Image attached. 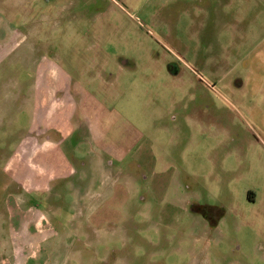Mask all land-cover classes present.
Masks as SVG:
<instances>
[{
  "label": "rangeland",
  "instance_id": "obj_1",
  "mask_svg": "<svg viewBox=\"0 0 264 264\" xmlns=\"http://www.w3.org/2000/svg\"><path fill=\"white\" fill-rule=\"evenodd\" d=\"M0 182V264H264V0H0Z\"/></svg>",
  "mask_w": 264,
  "mask_h": 264
},
{
  "label": "crops",
  "instance_id": "obj_2",
  "mask_svg": "<svg viewBox=\"0 0 264 264\" xmlns=\"http://www.w3.org/2000/svg\"><path fill=\"white\" fill-rule=\"evenodd\" d=\"M54 71V70H53ZM63 87V86H62ZM62 89V88H61ZM78 105V104H77ZM59 130L60 129H58V128H51L49 131H50V133L49 134H46V135H48V136H44V138L46 139V140H51L52 142H55L56 144H59L60 146H61V144H62V140H64V139H66V138H68V137H70V135H72V130L69 132V134H67V135H63V133L62 134H60L59 133ZM101 150H103L102 148H100ZM126 150H124V152H125ZM83 162V161H82ZM58 178H53L52 180H47L46 181V185H47V190H49V189H52V186H58L59 185V183H60V180L58 181L57 180ZM62 181V180H61ZM17 183H19V181L17 182ZM21 183V182H20ZM9 184H11V183H9ZM0 186L2 187H0L1 188V190L3 189V191L5 190V187H3V184L1 185V182H0ZM12 192H17V190H20L19 189V186H15L14 187V189L12 188ZM21 191V190H20ZM23 191V190H22ZM33 191H37V189H34ZM3 192H1L0 193V195L2 194ZM23 192H21L20 194H22ZM43 193V192H42ZM41 195H43V194H39V193H33V194H28V196L29 197H27V200L26 201H28V202H32L33 204V206H35L36 205V201L38 202V203H41L42 202V198H41ZM44 195H46V192H45V194ZM106 196H108V195H106ZM2 197V196H1ZM43 197V196H42ZM39 200V201H38ZM82 201H86L87 199L86 198H84V199H81ZM44 201V200H43ZM38 203H37V205L36 206H38ZM100 207H101V205H100ZM100 209V208H99ZM87 210H88V212H86V214H85V216H87V217H90V221H91V217L93 216V215H95V213H97L96 211L94 212V211H92L91 209H90V211H89V208H87ZM102 225V224H101ZM30 259V258H29ZM27 260L25 263H22V264H38V262H36V261H38L39 260V258H37L38 260H33V262L32 263H29L30 262V260ZM42 264H48V262L46 263V261L45 260H43L42 261Z\"/></svg>",
  "mask_w": 264,
  "mask_h": 264
},
{
  "label": "flooded vegetation",
  "instance_id": "obj_3",
  "mask_svg": "<svg viewBox=\"0 0 264 264\" xmlns=\"http://www.w3.org/2000/svg\"><path fill=\"white\" fill-rule=\"evenodd\" d=\"M45 136H48V135H45Z\"/></svg>",
  "mask_w": 264,
  "mask_h": 264
}]
</instances>
